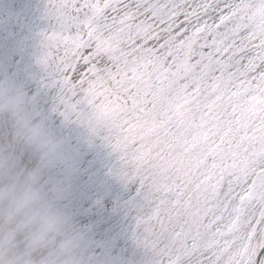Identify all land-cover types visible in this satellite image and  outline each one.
<instances>
[{
  "label": "snow or ice",
  "instance_id": "snow-or-ice-1",
  "mask_svg": "<svg viewBox=\"0 0 264 264\" xmlns=\"http://www.w3.org/2000/svg\"><path fill=\"white\" fill-rule=\"evenodd\" d=\"M40 62L90 110L155 264H264V0H47Z\"/></svg>",
  "mask_w": 264,
  "mask_h": 264
},
{
  "label": "rangeland",
  "instance_id": "rangeland-1",
  "mask_svg": "<svg viewBox=\"0 0 264 264\" xmlns=\"http://www.w3.org/2000/svg\"><path fill=\"white\" fill-rule=\"evenodd\" d=\"M47 7V0H0V69L32 100L37 119L74 140V147L66 149L67 157L79 161L86 178L93 169L97 191L114 203L107 217L97 222L94 234L80 238L84 264H155L151 253L137 243L142 237L137 217L145 203L139 182L122 177L123 166L106 132L88 125L86 106L78 109L79 115L68 106V93L58 75L40 62L42 34L54 26ZM130 184L136 186L134 191L128 190Z\"/></svg>",
  "mask_w": 264,
  "mask_h": 264
},
{
  "label": "clouds",
  "instance_id": "clouds-1",
  "mask_svg": "<svg viewBox=\"0 0 264 264\" xmlns=\"http://www.w3.org/2000/svg\"><path fill=\"white\" fill-rule=\"evenodd\" d=\"M37 115L0 69V264H84L82 243L58 206L60 185L23 162L30 152L48 164L67 163L64 142Z\"/></svg>",
  "mask_w": 264,
  "mask_h": 264
},
{
  "label": "built area",
  "instance_id": "built-area-1",
  "mask_svg": "<svg viewBox=\"0 0 264 264\" xmlns=\"http://www.w3.org/2000/svg\"><path fill=\"white\" fill-rule=\"evenodd\" d=\"M56 135L67 145L65 150L68 149L69 151L71 147H74L73 139L63 137L61 133ZM11 139L12 137L9 136V140ZM17 147L18 150H23V142H18ZM23 162L28 169H41L44 179L54 181L60 185L62 191L58 206L68 218L71 230L78 240L84 235H93L97 222L106 218L114 209L112 199L97 191L93 169L86 178L85 172L82 173L78 160L67 157L66 164L52 165L41 160L39 155L25 152ZM135 189V185H128V190L134 191ZM105 192L109 196L112 195L110 187H107Z\"/></svg>",
  "mask_w": 264,
  "mask_h": 264
},
{
  "label": "bare ground",
  "instance_id": "bare-ground-1",
  "mask_svg": "<svg viewBox=\"0 0 264 264\" xmlns=\"http://www.w3.org/2000/svg\"><path fill=\"white\" fill-rule=\"evenodd\" d=\"M122 242V240H120V243Z\"/></svg>",
  "mask_w": 264,
  "mask_h": 264
}]
</instances>
